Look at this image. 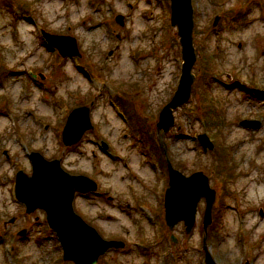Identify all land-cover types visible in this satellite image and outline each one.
<instances>
[{
	"label": "rangeland",
	"instance_id": "374dc122",
	"mask_svg": "<svg viewBox=\"0 0 264 264\" xmlns=\"http://www.w3.org/2000/svg\"><path fill=\"white\" fill-rule=\"evenodd\" d=\"M191 5L194 79L163 133L158 115L181 73L169 0H0V220L25 215L14 197L15 173L31 174L34 151L96 182L99 196L76 194L73 210L103 239L126 245L96 264H204V246L216 264H264V0ZM40 30L74 37L80 56L62 58ZM79 106L89 108L93 128L66 147L61 131ZM245 119L260 128L239 126ZM203 133L213 150L201 149ZM167 161L185 176L201 171L216 192L205 243L203 199L188 235L165 225ZM33 217L41 226L30 241L17 232L31 220L5 229L0 222V264H73L62 260L44 213Z\"/></svg>",
	"mask_w": 264,
	"mask_h": 264
},
{
	"label": "water",
	"instance_id": "95a60500",
	"mask_svg": "<svg viewBox=\"0 0 264 264\" xmlns=\"http://www.w3.org/2000/svg\"><path fill=\"white\" fill-rule=\"evenodd\" d=\"M170 1V24L176 27L181 46V74L176 91L171 100L159 112L156 123L157 131L167 132L174 124L173 111L188 102L194 75L192 68L196 61L193 46V11L191 0ZM116 23L123 24V17L117 16ZM219 17H215L212 27H215ZM47 44L58 50L61 57L79 56L76 39L71 36L52 35L42 31ZM229 78V76H227ZM43 79V76L40 75ZM256 120H243L239 126L250 130L260 128ZM92 129L89 117V108L80 106L73 109L67 116L61 132L62 143L66 147L76 144L88 130ZM197 141L203 152L214 148L212 141L206 134L197 136ZM103 148L107 146L103 143ZM31 174L26 175L18 171L15 175L14 196L23 204L26 213L42 210L48 227L52 230L62 250L63 261L73 264H96L99 257L109 249L123 248L121 241H107L97 231L89 226L72 207L76 193L87 194L97 190L96 183L81 175H70L65 172L57 159L46 160L38 152L29 155ZM168 187L164 193V221L171 231L182 222L185 234H189L195 224L197 204L204 199L205 208L202 215L203 232L206 235L208 226L212 223V207L216 192L210 188L208 177L201 171L189 176L183 175L167 161ZM264 213L260 209L259 216ZM7 223H13L10 219ZM24 235V231L18 233ZM173 243L176 238L170 235ZM205 243V237L203 238ZM204 249L205 264H216L209 253ZM244 264H249L245 262Z\"/></svg>",
	"mask_w": 264,
	"mask_h": 264
},
{
	"label": "flooded vegetation",
	"instance_id": "af4514ba",
	"mask_svg": "<svg viewBox=\"0 0 264 264\" xmlns=\"http://www.w3.org/2000/svg\"><path fill=\"white\" fill-rule=\"evenodd\" d=\"M161 146L159 145V148H160ZM163 147H161V149H162ZM164 169H165V172H166V174H167V179H168V171H167V166H166V162H165V167H164ZM167 183H168V180H167ZM167 186H168V184H167ZM163 192H165V189H164V191ZM81 196H83V197H85V198H88V199H91L92 197H97V196H99V193L97 192V193H88V194H86V195H81ZM111 199V197H108V199H107V201H109ZM163 201H164V196H163ZM121 207H122V205L123 204H119ZM127 208H132V205L130 204V203H127ZM143 206H145V205H143ZM143 206H138V202L136 203V207L139 209V207H141V209L143 210ZM123 208V207H122ZM125 209V208H124ZM35 211H41V212H43L42 210H35ZM35 211H33L32 213H30V214H27L26 213V209H25V207H24V212H25V215L24 216H21V217H18V216H13V217H11V218H9V219H7V220H0V222H1V224H2V227H3V229H5V226H6V222H8L10 219H12L13 220V223H8V224H11V225H8L7 227H9V226H13V225H16V224H18L19 222H21V221H27V220H31L32 221V224L30 223V224H27L26 226H24L23 228H21V229H19V231L17 232V236H19L18 235V233L20 232V231H24V235H22V236H19V240H24V241H30V239H31V237H32V232L34 231V228L35 227H37V228H39L40 226H41V224H40V221H39V219H38V217H33V213L35 212ZM263 211V210H262ZM147 212V211H146ZM44 213V212H43ZM148 213V212H147ZM44 215H45V213H44ZM31 218H33V220L31 219ZM43 222H44V224H45V219H43ZM159 222V221H158ZM177 225H181V226H183V223L182 222H180V223H178ZM184 227V226H183ZM40 230H38V232H39ZM170 235V234H169ZM112 240V239H111ZM35 241H36V238H35ZM170 241V240H169ZM111 250H113L114 251V249H111ZM117 251V250H116ZM119 251V250H118Z\"/></svg>",
	"mask_w": 264,
	"mask_h": 264
},
{
	"label": "trees",
	"instance_id": "16d2710c",
	"mask_svg": "<svg viewBox=\"0 0 264 264\" xmlns=\"http://www.w3.org/2000/svg\"><path fill=\"white\" fill-rule=\"evenodd\" d=\"M205 117H206L205 119L210 118V121L208 122V125L209 126H210L211 123H213V125H215L214 118H213V116L211 115V113L209 111L205 114ZM210 229H212V226L209 227V230ZM209 230H208V233H207V240L210 239L209 238Z\"/></svg>",
	"mask_w": 264,
	"mask_h": 264
}]
</instances>
